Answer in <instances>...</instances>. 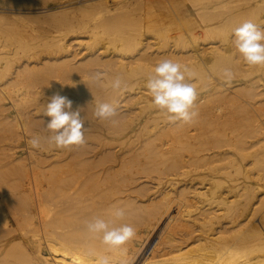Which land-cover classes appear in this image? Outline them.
Returning <instances> with one entry per match:
<instances>
[{
    "label": "bare ground",
    "instance_id": "bare-ground-1",
    "mask_svg": "<svg viewBox=\"0 0 264 264\" xmlns=\"http://www.w3.org/2000/svg\"><path fill=\"white\" fill-rule=\"evenodd\" d=\"M83 1L66 0L54 13L30 17L0 11L11 24L79 30L88 37L75 42L91 51L84 64L75 66L71 42L51 37L38 47L22 39L16 45L14 35L21 30L14 34L0 27L16 45L11 52L7 43L6 50L0 46V127L10 125V135L19 136V146L0 147L6 170L0 171V264H95L84 253L103 251V246L83 222L108 218L110 210L124 206L131 212L127 222L137 229L127 245L134 264L143 236L150 235L158 241L138 264H264V68L244 64L230 43L231 29L245 20L264 26V0H187L191 6L181 2L182 7L168 1L166 8L160 0H117L114 9L86 1L91 5L74 8ZM25 3L32 2L0 0V6ZM71 9L80 18L69 16ZM20 53L26 59L23 68L17 64ZM164 57L198 75L199 117L192 125L170 126L149 107L144 80ZM100 67L109 78L120 74L132 89L119 97V110L133 105L136 112L120 113L115 127L93 115L95 101L114 96L90 81ZM223 67L235 73L230 84L219 76ZM37 71L43 72L44 79H37L41 87H35ZM56 92L73 101V110H81L85 140H95L96 146L86 141L71 150L30 148L33 135L46 134L50 117L43 112ZM149 168L171 176L165 185H136ZM172 208L175 215L169 213ZM11 219L17 229H10ZM17 230L19 237L11 236Z\"/></svg>",
    "mask_w": 264,
    "mask_h": 264
},
{
    "label": "clouds",
    "instance_id": "clouds-1",
    "mask_svg": "<svg viewBox=\"0 0 264 264\" xmlns=\"http://www.w3.org/2000/svg\"><path fill=\"white\" fill-rule=\"evenodd\" d=\"M230 43L234 55L253 68H264V26L252 20H245L233 27ZM224 83L235 78L232 67H223L219 72ZM197 73L188 65L170 57L161 58L146 74L144 88L151 98L149 107L160 114L163 121L173 127L192 125L199 117L197 99L200 95ZM90 81L97 87L110 89L114 94L110 101H95L93 115L109 127H115L120 117V99L132 89L120 74L109 78L104 71H95ZM81 110H73V101L60 92L50 97L43 115L50 117L45 124V135H33L28 144L32 149L71 150L83 146L85 120ZM131 212L124 207H114L108 218L93 216L83 222L84 230L103 246V251L89 248L84 257L95 264H134L129 257L127 245L136 237L137 229L127 222Z\"/></svg>",
    "mask_w": 264,
    "mask_h": 264
},
{
    "label": "rangeland",
    "instance_id": "rangeland-1",
    "mask_svg": "<svg viewBox=\"0 0 264 264\" xmlns=\"http://www.w3.org/2000/svg\"><path fill=\"white\" fill-rule=\"evenodd\" d=\"M43 1V2H42ZM63 3H62V2ZM66 0H46V2H45V0H41V1H39V0H31V2L32 3H25V4H23L22 6H19V8H18V6L17 7H15V6H11V5H1L0 7H1V9H0V11L1 12H6V14H7V12L8 13H15V14H17V15H24V16H34V15H43V14H48V13H54V12H56V11H58V10H60V7H62L63 5H64V2H65ZM86 1L88 2H90L91 4H93V6H94V8L97 6L98 7V4H96V2H100V1H102V2H105V5L106 6H108L109 8H111V9H114L115 7H117L116 5H117V3H118V1L117 0H84L82 3H80V4H75L74 5V8L76 9V8H78V7H81V6H87V5H91V4H89V3H86ZM94 1V2H93ZM129 1H132V0H129ZM162 3V5H164L163 6V8H166L165 6H167V7H169V3H178V6H181L182 7V5H180L181 4V2H184L187 6H191V4H189V2L187 1V0H160ZM168 1H169V3H168ZM187 1V2H186ZM109 3V4H108ZM116 3V4H115ZM164 3V4H163ZM166 3V4H165ZM171 5V4H170ZM92 6V7H93ZM3 7V8H2ZM92 7H90V8H92ZM6 8V9H5ZM16 8V9H15ZM45 9V10H49V11H47L46 13H42V12H39V10H42V9ZM19 9V10H18ZM97 9V8H96ZM54 10V11H53ZM73 11H74V9H73ZM72 9L70 10V12H69V16H70V14H76V16H75V18L77 17L78 18V16H79V14L80 13H78L77 12V10H75V12H72ZM78 13V14H77ZM5 14V15H6ZM7 15H10V14H7ZM2 17V16H1ZM74 17V16H73ZM4 18V19H3ZM3 18H0L1 20H0V27L3 29V28H6L5 30H8V31H10V32H13V30H14V34H17L18 32H20V30H21V32L19 33V35L17 34L16 36L14 35V44L16 43V45H18L17 44V41L19 40H23V38H25L23 41L21 40L20 42H22V43H26V42H28V43H26V44H28V45H33L34 47L35 46H37V44H38V46L39 45H41V44H43L42 43V40H44V41H48V40H50L51 41V39H49V38H51V37H54V38H57V39H60V40H62L64 43H66V45H68L69 46V44H70V42H71V45H70V47H72V49L70 48V47H68V49H69V53H71L73 50H74V53H75V51H77V56L78 57H75L74 58V60H72V64H74L75 66H81L82 64H84L85 63V59L86 58H88V56L90 55V53H91V51H88V50H86V49H84V47H82V46H79V45H77V43L75 42V40H77L78 38H80L81 37V41L82 40H85V36H86V38L88 37L87 35L88 34H83V36H82V34L80 33V31L78 32V31H75V32H66V33H63V32H56L57 31V29H54V28H49L47 25H45V24H43V25H39L38 26V24H34V23H32V22H30V23H32V25H30V24H27V22H22V21H20V23H19V21H16V22H14V24H11L12 23V21L10 20H8V19H6L5 20V17H3ZM79 18H80V16H79ZM30 19V18H29ZM32 19V18H31ZM41 19H43V18H41ZM4 20V21H3ZM8 21V22H7ZM7 23V24H6ZM29 23V22H28ZM18 24V26H16L17 28H15V25H17ZM21 24V25H20ZM24 24V25H23ZM2 25V26H1ZM10 25V26H9ZM13 25H14V27H13ZM27 27H26V26ZM34 25V26H33ZM21 26V27H20ZM25 26V27H24ZM36 26H38V27H36ZM11 27H13L12 28V30H11ZM20 27V28H19ZM42 27V28H41ZM47 27H48V29H47ZM32 28V29H31ZM36 28V29H35ZM20 29V30H19ZM23 29H26V31L25 30H23ZM28 29V30H27ZM29 29H31V30H33V31H35L36 30V33L37 34H35V33H33V32H31V30H29ZM38 29H39V31H38ZM43 30V32L42 31H40V30ZM50 29V30H49ZM15 30H17V33H15ZM47 31H51L50 32V34H49V32H47ZM26 32V33H25ZM3 32H0V46H1V48L2 49H4V50H6L8 47H5V46H7V45H9V48H8V50H6V51H13V50H15V46H13L12 47V45L13 44H11L9 41L10 40H8L9 38L7 37V35H6V33H3ZM44 33V34H43ZM57 33H58V35H57ZM63 33V34H62ZM76 33H78V34H76ZM32 35V36H30V37H28V35ZM38 34H40V35H38ZM59 34H62V35H59ZM74 34V35H73ZM4 35V36H3ZM22 36V38H21V36ZM33 35H36V39H35V37L33 36ZM39 36V39H38V36ZM44 37H43V36ZM72 35L74 36V37H72ZM2 36L4 37V38H2ZM5 36L8 38H5ZM26 36L28 37L27 39H28V41H27V39H26ZM80 36V37H79ZM34 37V38H33ZM40 37H42V38H40ZM75 37H77V38H75ZM83 37V38H82ZM19 38V39H18ZM29 38H33V40L31 41V39H29ZM47 38V39H46ZM74 38V39H73ZM3 39L4 40H8V42H3ZM17 39V41L15 42V40ZM70 41H69V40ZM72 39V40H71ZM1 40H2V42H1ZM26 40V41H25ZM36 40V41H35ZM78 40H80V39H78ZM32 42V43H30V42ZM74 41V42H73ZM86 41V40H85ZM19 42V43H20ZM39 42V43H38ZM82 42H84V41H82ZM1 43H2V45H1ZM3 43H7V45L5 44H3ZM72 43H74V44H72ZM73 45V46H72ZM77 45V46H76ZM4 48H3V47ZM37 46V47H38ZM74 48V49H73ZM79 49V51H78V49ZM11 49V50H10ZM81 49H83L82 51H81ZM3 50V51H4ZM153 51H155V48H152L151 50H149V53L151 52H153ZM79 52V53H78ZM81 53H83V54H81ZM43 53H39V56H40V58H41V56L42 57H44V54L42 55ZM73 54V53H72ZM86 57V58H85ZM104 57V56H103ZM103 57H102V60H104L103 59ZM11 58H13V57H11ZM17 58H20L19 59V61L17 62V64L19 65V66H21V68H23L24 67V62H25V56H22V54L20 53L19 54V56L17 57ZM23 58L25 59L24 61H23ZM105 59H106V57H104ZM37 59V57L35 58V59H32V61H34V60H36ZM82 59V60H81ZM83 59H84V61H83ZM89 59V58H88ZM23 62H22V61ZM32 61L31 60H29V62H31L32 63ZM78 61H80V62H78ZM84 63H83V62ZM87 61V60H86ZM23 64V65H22ZM31 66H33V64L31 65ZM104 69H106V68H102V67H100V68H98V70H100V71H105ZM39 70V69H38ZM40 73V74H39ZM42 71L40 72V71H37L36 73H35V76L33 77V79H35L36 77V81L35 82H37V79H38V81H39V76H41V78H43L44 79V76L42 75ZM38 75V76H37ZM43 76V77H42ZM38 83V84H37ZM37 83H35V87L37 86V87H41V83L42 82H37ZM127 107V108H126ZM124 109L123 108H121L122 110L120 111L119 110V112L120 113H125L127 110H129V112L130 113H135L136 111H135V109L132 111V109H133V105H129V106H126ZM31 108L32 107H30V110H31ZM132 108V109H131ZM28 111H29V109H28ZM12 115L13 114H11L10 115V118L12 117ZM6 126V127H5ZM5 128V129H4ZM7 128H8V130H7ZM0 142H1V144H3V145H1L0 144V147H5V146H15V147H17V145L19 146V136H15V135H10L11 133L10 132H12V129L10 128V125H4L3 126V124L1 125V127H0ZM6 130V131H5ZM10 130V131H9ZM8 132V133H7ZM1 134L4 136V137H7L8 136V134H9V136H8V139H9V137H10V139L8 140V139H6V138H4L3 136H1ZM6 134V135H5ZM14 139V140H13ZM15 141H17L18 142V144L17 143H15ZM86 141H87V143L88 144H90V145H88V146H96V145H94V144H96L95 142V140H89V139H86ZM13 142L15 143V144H13ZM90 142V143H89ZM94 142V143H93ZM93 143V144H92ZM117 144V143H116ZM91 146V147H92ZM113 147H114V145H113ZM115 147H116V150H120L121 148H123V147H119L118 145L116 146L115 145ZM2 149V148H1ZM3 149H6V148H3ZM0 152H1V150H0ZM2 153V152H1ZM0 153V161H1V159L3 160V157H2V154ZM3 163V162H2ZM2 163H0V171L1 170H4V171H6L5 169H2L1 168V164ZM152 168H149L148 170H147V173L145 174V172L143 173V174H141V175H144V176H142V177H145V179H141V181H137V183H136V185L137 184H139V186H140V184L142 183V182H153V183H157V182H159V183H162L163 185H165V182L167 181V179H169L168 177H170L171 175H168L169 173L166 171V172H161V171H153L154 170V168H153V170H151ZM146 171V170H145ZM148 173H150V174H148ZM167 173V175H165ZM153 174H155V175H157V176H155L154 177V175ZM140 175V176H141ZM145 175H151L150 177H146ZM152 175H153V177H152ZM161 175H162V177H161ZM159 176L162 178V180H160L159 179ZM166 176H168V177H166ZM137 177V176H136ZM139 177V176H138ZM140 178V177H139ZM150 178V179H149ZM153 178V179H152ZM165 178V180H163ZM176 178H178L177 176H176ZM159 179V180H158ZM179 179H181V180H184V178H182V177H179ZM171 180V179H170ZM178 189H180V187H177ZM175 208V207H174ZM174 208H172L170 211H169V213H171V215H175L176 214V209H174ZM18 214H19V212H18ZM0 225H1V221H0ZM9 227H10V229H14V228H16L17 226H16V222L14 221V219H11L10 221H9ZM27 228V227H26ZM17 229V228H16ZM30 229H32V228H30V227H28L27 228V231H30ZM0 231H1V228H0ZM14 233V234H13ZM12 233V235L11 236H13V237H19V230H17V232L15 233V232H13ZM151 237L149 238V236L148 237H146V236H143V242H142V246L139 248V251L140 250H142L141 252H139V254H138V256H136L135 257V259H137V264H138V260H142V259H145V257L147 258V257H149V255H150V253H151V249L154 247V245L156 244V242L158 241V238H157V236L155 237V236H153V235H150ZM152 238V239H151ZM148 239V240H147ZM157 239V240H156ZM146 240H147V242H146ZM147 243V244H144V243ZM154 244V245H153ZM143 245H145V246H143ZM145 251H144V250ZM143 252V253H142ZM149 253V254H148ZM147 254H148V256H147Z\"/></svg>",
    "mask_w": 264,
    "mask_h": 264
}]
</instances>
